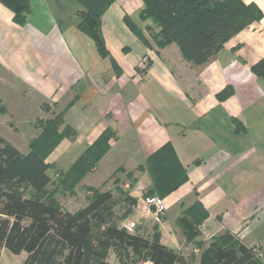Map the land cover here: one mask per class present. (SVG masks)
I'll use <instances>...</instances> for the list:
<instances>
[{
  "label": "crops",
  "instance_id": "1",
  "mask_svg": "<svg viewBox=\"0 0 264 264\" xmlns=\"http://www.w3.org/2000/svg\"><path fill=\"white\" fill-rule=\"evenodd\" d=\"M243 1L255 3L263 18L232 37L206 64L185 63L178 73L171 64L180 56L176 44L161 49L145 44L125 22L129 16L144 35L157 26L152 17H142L143 0H115L103 13L106 55L79 28L83 7L78 0H29L23 24L0 0V127L13 126L18 140L0 136L27 153L46 121L61 114L59 131L69 126L75 136L63 137L46 161L61 162L68 171L111 129L109 150L79 186L104 182L116 172L128 181L126 188L136 182L129 195L138 210L128 223L139 232L140 224L147 232L153 229L148 237L158 233L163 244L186 257V264H200L196 241L202 233L211 239L225 231L257 249L264 263V78L251 68L264 57V0ZM147 56L148 65L141 68ZM15 97L17 105L10 100ZM32 98L40 113L24 118L32 113ZM168 142L188 179L161 196L167 210L157 221L135 187L152 188L148 159ZM197 200L209 216L198 227L201 235L188 239L171 211Z\"/></svg>",
  "mask_w": 264,
  "mask_h": 264
},
{
  "label": "trees",
  "instance_id": "2",
  "mask_svg": "<svg viewBox=\"0 0 264 264\" xmlns=\"http://www.w3.org/2000/svg\"><path fill=\"white\" fill-rule=\"evenodd\" d=\"M1 1L14 12L15 22L25 23L29 0ZM78 1L83 7L79 28L93 37L100 53L106 55L101 17L115 0ZM143 1L146 9L142 17H152L160 28L155 42L160 47L176 42L183 57L198 65L215 58L231 37L263 18L255 3L247 4L243 0ZM125 22L145 44L151 45L129 16ZM251 68L264 78V57ZM231 92L225 90L220 97L226 98ZM62 123L61 114L47 120L45 129L32 141L27 153L0 136V250L5 248L14 254L26 252L23 264H186V257L163 244L158 233L149 238L138 229L129 231L115 223L114 194L109 190H95L89 202L76 212L64 209L48 190L52 178L51 164L46 161L63 137L75 136L69 126L59 131ZM114 134L111 129L105 130L66 174L80 181L109 150ZM147 167L153 186L146 195L165 196L188 179L171 142L149 157ZM131 199L136 204V199ZM208 216L197 200L177 223L188 239H194L200 235L198 227ZM211 238L214 240L202 250L200 264H264L252 248L229 231ZM111 252L117 263L109 259Z\"/></svg>",
  "mask_w": 264,
  "mask_h": 264
},
{
  "label": "rangeland",
  "instance_id": "3",
  "mask_svg": "<svg viewBox=\"0 0 264 264\" xmlns=\"http://www.w3.org/2000/svg\"><path fill=\"white\" fill-rule=\"evenodd\" d=\"M159 32H160V28L158 26H155V28H152L150 31H148V34L145 35L146 37L149 38L151 45H153V47H156L157 49L163 48V47H160V45L157 42H155V39H154L156 36H158ZM237 34H235L234 36H236ZM170 44H176L177 45L176 42H170L169 44H166L165 46L170 45ZM179 54L181 57L180 56L175 57V58L173 57L171 60L172 67L175 70V72L181 73V71L183 69L181 65L185 64V63H187L189 65H194V66H200V65L196 64L194 61L186 60L181 53L180 47H179ZM26 94H30V92L27 91ZM10 100L15 105H17V100H18L17 97L11 98ZM20 100H21V98H20ZM35 105H36V99L32 98V100H31L32 113L31 114L29 113V115L22 116V117L33 118L35 116H38L37 114H39L40 112H38V110L35 109L36 108ZM18 115L19 114H16L14 118H17L16 116H18ZM2 116L3 115L1 114L0 117H2ZM55 117H56V115L53 116L52 118L48 119V120H53ZM8 125H10V124L8 123ZM0 134H4L6 137H8L11 140H14V141L18 140V136H17V134H15V130H14L13 126H5V127L1 126L0 127ZM39 149L41 150V148H39ZM44 150L43 151L46 154V152L48 151V148L46 147V148H44ZM66 172L67 171L64 169L63 163L58 162V161L52 163L50 170H49V174L51 175L52 182L48 186V190L54 194V196L58 200V202L67 211L76 212L80 208L84 207L89 202V200L92 197V195L94 194L95 190H99L101 192L109 190L114 194L115 202H114V205L112 208L113 209V221L115 223H117L119 226L123 227V225L125 223H128V220L133 215V212L138 210V207H133V201L128 194L129 192L126 191V190H129L125 186V184L128 181L121 176L118 177V175H117L118 172H116L114 176L110 177L109 179H107L104 182L103 181H97L93 186H87V185L79 186V183L82 181V179L88 173L80 181H77L74 177H72V176L69 177L66 174ZM71 184H73V187H71ZM117 185L119 187L118 189H116ZM125 188H126V190H125ZM120 189H122V190H120ZM189 206L190 205H189L188 201L185 203H182L180 205H177L171 211V214L174 216L176 215L177 216L176 219L178 220L180 217L184 216V211ZM177 220H176V223L178 222ZM140 226L142 229L141 232L145 236L148 237L147 234H149V235L153 234V229L150 232H147L149 229H143L142 226H144V224H140ZM177 226H178L179 231L184 233L183 229L179 226L178 223H177ZM223 233L215 235V236H220ZM200 235H201V233H200ZM183 236H184V234H183ZM200 237L198 238V241H197L198 243H196V245H198L201 250H203L205 247H208V245L214 240V238L208 239L207 235L203 234V233H202V237L201 238ZM26 256H27L26 252H22L20 254H14L10 250L4 248V249L0 250V264H23ZM110 260H113V261L116 260L117 261L116 256L113 252H111V254H110ZM145 264H151V263L147 262Z\"/></svg>",
  "mask_w": 264,
  "mask_h": 264
},
{
  "label": "built area",
  "instance_id": "4",
  "mask_svg": "<svg viewBox=\"0 0 264 264\" xmlns=\"http://www.w3.org/2000/svg\"><path fill=\"white\" fill-rule=\"evenodd\" d=\"M148 59H149L148 56L142 59L141 64H140L141 68L147 67ZM127 188L129 189L131 188V186L128 185ZM135 191L138 193L137 198L138 200L141 201L143 207L147 209L150 213L152 212L154 208L153 216L157 221H160L162 217L165 215L166 210H167V206L165 204L164 198L160 196H156V195H146L147 188L141 184H138L135 187ZM123 227H125L129 231H135L134 224L132 223H125ZM207 237H209V235H207ZM254 252H256V254L259 255L257 249H254Z\"/></svg>",
  "mask_w": 264,
  "mask_h": 264
}]
</instances>
